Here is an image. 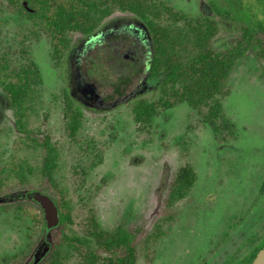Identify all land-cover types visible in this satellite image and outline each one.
Segmentation results:
<instances>
[{
    "label": "rangeland",
    "instance_id": "374dc122",
    "mask_svg": "<svg viewBox=\"0 0 264 264\" xmlns=\"http://www.w3.org/2000/svg\"><path fill=\"white\" fill-rule=\"evenodd\" d=\"M166 1L185 13L214 16L215 5L238 15L250 13L264 22V0ZM5 8L0 0V20L5 22L3 46L17 49L24 25L9 17ZM222 26L212 44L216 50L230 48L238 38L231 22L222 21ZM114 33H128L141 45L151 43L144 23L122 13L107 19L92 35H72L60 63H55L46 37L27 41L44 83L38 112L28 124L30 135L18 131L0 90V180L11 184L26 180L31 189L0 196V205L26 200L16 197L32 191L52 196L50 190L40 189L42 143L50 134L60 150L51 192L70 200L77 232H84L89 217L95 215L105 228L124 224L143 231L138 239L137 264H234L264 237V81L258 51L247 53L230 82L232 92L225 112L236 123L238 138L219 144L201 115L186 104L162 114L152 132H139L132 106L139 99L158 98L160 83L155 80H148L123 102H101L81 74L80 64ZM118 54L117 44L100 49L98 75L102 81L129 74L143 61L134 49L122 58ZM65 95L83 112L75 136L69 134L64 119ZM185 164L194 166L198 181L186 199L169 209L170 185ZM169 216L174 219L163 225L165 235L154 242L157 222ZM21 225L0 215V264L23 245ZM53 230L45 231L34 252L44 240L52 244L49 236ZM149 237L151 243L146 247L143 242Z\"/></svg>",
    "mask_w": 264,
    "mask_h": 264
},
{
    "label": "trees",
    "instance_id": "16d2710c",
    "mask_svg": "<svg viewBox=\"0 0 264 264\" xmlns=\"http://www.w3.org/2000/svg\"><path fill=\"white\" fill-rule=\"evenodd\" d=\"M5 12L23 26L20 46L4 48L0 20V90L11 107L16 127L30 135L28 124L38 112L43 87L40 67L26 43L46 37L52 48L55 63H60L70 47L72 35L89 36L116 13L130 14L144 23L151 43L141 45L128 33H114L104 39L90 54L83 57L80 71L95 94L105 105L127 100L148 80L160 83L156 100L139 99L132 106V114L139 132H152L156 120L165 112L183 104L197 111L219 144L238 138L236 123L225 112L231 96V78L239 62L251 50H257L263 62L261 78L264 81V22L255 15L234 14L212 5L214 16L185 13L173 8L166 0H3ZM222 21L231 22L238 38L230 48L216 50L212 44L222 29ZM119 46V58L131 49L143 61L129 74L102 81L98 75L100 49ZM64 119L68 132L75 136L83 123V112L65 95ZM41 190H50L60 213L61 224L49 238L52 250L41 264H137L138 239L142 230L119 224L105 228L95 215L88 219L87 229L74 228V208L62 193L51 192L56 183L60 158L58 144L50 134L43 139ZM198 181V172L191 164L183 165L170 185L166 206L175 208L186 199ZM17 189L30 190L26 180L11 184L0 180V196ZM0 215L22 223L23 245L2 258V264H25L37 244L43 239L46 227L42 209L30 200H19L0 205ZM173 216L157 222L153 241L165 235L163 225ZM148 247L151 237L144 239ZM148 245V246H147ZM264 246V237L245 257L234 264H252Z\"/></svg>",
    "mask_w": 264,
    "mask_h": 264
},
{
    "label": "water",
    "instance_id": "95a60500",
    "mask_svg": "<svg viewBox=\"0 0 264 264\" xmlns=\"http://www.w3.org/2000/svg\"><path fill=\"white\" fill-rule=\"evenodd\" d=\"M16 198L30 200L42 209L46 232L58 228L61 224V213L55 199L41 191H32L27 194L18 195ZM52 244L48 240H44L33 254L32 260L27 264H41V262L49 255ZM252 264H264V246L258 252Z\"/></svg>",
    "mask_w": 264,
    "mask_h": 264
}]
</instances>
